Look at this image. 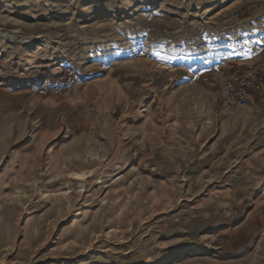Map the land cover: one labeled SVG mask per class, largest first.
Listing matches in <instances>:
<instances>
[{
    "label": "rangeland",
    "instance_id": "374dc122",
    "mask_svg": "<svg viewBox=\"0 0 264 264\" xmlns=\"http://www.w3.org/2000/svg\"><path fill=\"white\" fill-rule=\"evenodd\" d=\"M247 76L264 0H0V264H264Z\"/></svg>",
    "mask_w": 264,
    "mask_h": 264
},
{
    "label": "crops",
    "instance_id": "0c3cea01",
    "mask_svg": "<svg viewBox=\"0 0 264 264\" xmlns=\"http://www.w3.org/2000/svg\"><path fill=\"white\" fill-rule=\"evenodd\" d=\"M163 238V236H162ZM162 238H157L154 242L159 243ZM184 244L181 246L164 245V246H156L151 250V253L147 254L146 258L139 259L137 257L133 258L134 250L128 248L127 246H122L120 251L110 252L111 260L115 258L117 264H172L173 260L176 258L183 257V251H185ZM112 255L114 257H112ZM133 258V259H132ZM106 263H112L111 261H106ZM114 264V263H113Z\"/></svg>",
    "mask_w": 264,
    "mask_h": 264
},
{
    "label": "built area",
    "instance_id": "2783aa9c",
    "mask_svg": "<svg viewBox=\"0 0 264 264\" xmlns=\"http://www.w3.org/2000/svg\"><path fill=\"white\" fill-rule=\"evenodd\" d=\"M235 75H237V74H235ZM72 77V76H71ZM71 77H70V79H69V81L71 82ZM245 80H244V82H242V84H240V85H242L243 87L240 89V91L236 94V96H241V98L240 99H246V98H248V97H250V95L248 96L247 94H246V92H245V90H244V87H251L254 91H257V90H259V89H261V88H263V85H264V83H260V82H252L251 80H247V79H249L248 78V76L247 77H243ZM75 79H76V77H75ZM242 79V77L241 76H238L237 77V79L236 80H234V82L233 83H230L229 84V87H228V89H227V93H230V92H232V90H233V86L235 85V83H237V82H239L240 80ZM247 80V81H246ZM246 81V82H245ZM75 81H73V82H71V83H74ZM61 84L59 83H56V84H53V85H50V87H49V89H53V88H57V87H65V86H63L64 84H62L61 86H60ZM45 93H47L49 90H48V88H47V86H45L43 89H42Z\"/></svg>",
    "mask_w": 264,
    "mask_h": 264
}]
</instances>
